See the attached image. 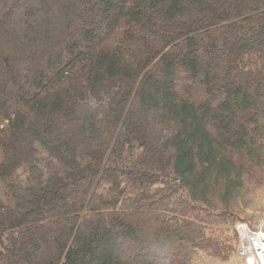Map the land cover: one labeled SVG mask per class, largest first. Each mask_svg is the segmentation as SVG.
Segmentation results:
<instances>
[{"label": "trees", "instance_id": "16d2710c", "mask_svg": "<svg viewBox=\"0 0 264 264\" xmlns=\"http://www.w3.org/2000/svg\"><path fill=\"white\" fill-rule=\"evenodd\" d=\"M264 189V0H0V264L235 253Z\"/></svg>", "mask_w": 264, "mask_h": 264}, {"label": "rangeland", "instance_id": "374dc122", "mask_svg": "<svg viewBox=\"0 0 264 264\" xmlns=\"http://www.w3.org/2000/svg\"><path fill=\"white\" fill-rule=\"evenodd\" d=\"M235 211L246 220L240 221L234 226L238 237V245L234 255L228 261L223 262L206 253L197 252L190 259L191 264H246L243 259L238 257L237 251L248 235L243 234V230L255 231L264 224V189H256L242 197L237 202Z\"/></svg>", "mask_w": 264, "mask_h": 264}, {"label": "built area", "instance_id": "2783aa9c", "mask_svg": "<svg viewBox=\"0 0 264 264\" xmlns=\"http://www.w3.org/2000/svg\"><path fill=\"white\" fill-rule=\"evenodd\" d=\"M245 231L246 235L237 255L246 264H264V224L255 231Z\"/></svg>", "mask_w": 264, "mask_h": 264}, {"label": "bare ground", "instance_id": "6f19581e", "mask_svg": "<svg viewBox=\"0 0 264 264\" xmlns=\"http://www.w3.org/2000/svg\"><path fill=\"white\" fill-rule=\"evenodd\" d=\"M245 231H246V230H243V234H245Z\"/></svg>", "mask_w": 264, "mask_h": 264}]
</instances>
